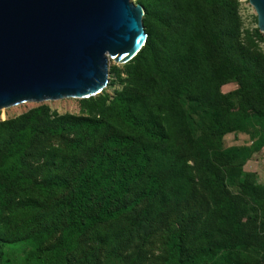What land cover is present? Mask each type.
Instances as JSON below:
<instances>
[{"label":"trees","instance_id":"16d2710c","mask_svg":"<svg viewBox=\"0 0 264 264\" xmlns=\"http://www.w3.org/2000/svg\"><path fill=\"white\" fill-rule=\"evenodd\" d=\"M136 4L147 39L110 70L119 91L80 100L79 114L41 105L0 120V264H264V219L229 186L242 149L195 136L181 104L205 56L202 24L264 119V34L241 42L235 0ZM216 87L208 76L197 104L237 132L224 112L235 98ZM254 178L239 187L264 199Z\"/></svg>","mask_w":264,"mask_h":264},{"label":"water","instance_id":"95a60500","mask_svg":"<svg viewBox=\"0 0 264 264\" xmlns=\"http://www.w3.org/2000/svg\"><path fill=\"white\" fill-rule=\"evenodd\" d=\"M137 0H0V111L83 100L108 85V59L126 64L147 35ZM264 34V0H247Z\"/></svg>","mask_w":264,"mask_h":264},{"label":"rangeland","instance_id":"374dc122","mask_svg":"<svg viewBox=\"0 0 264 264\" xmlns=\"http://www.w3.org/2000/svg\"><path fill=\"white\" fill-rule=\"evenodd\" d=\"M238 3V17L240 27V38L242 43H246L248 35H253L257 28L256 14L247 0H235ZM137 2V1H136ZM135 2V4H136ZM196 34L201 38L205 45V56L201 61L195 64V77L192 79L190 88L186 96L181 99V104L184 107L188 116V123L195 136L208 141L211 146L218 148V141L223 148L239 147L242 149L241 158L244 161L242 166L234 168L231 174L232 183L229 184L231 191L237 196L241 208L244 213L256 219H264V199L257 197L253 198L251 194H245L241 190L240 183L243 180L244 174L254 173L255 187L264 188V119L256 115L254 98L250 94L239 92L237 79L233 76L227 67L221 55L214 50L213 37L202 24L196 28ZM256 49L264 55V39L257 40L254 38ZM203 56V55H202ZM124 64H117L110 59L107 62L108 81L114 80L110 70L112 68L122 69ZM208 76H213L217 87L215 91L227 98L235 99L234 108H225V117L234 121V127L240 126L237 132H229L227 126H215V118L209 110L199 107L197 99L206 100V92L201 91V85ZM121 89L120 84L107 86L102 92L113 96L115 91ZM101 92V93H102ZM202 93V94H200ZM232 100V102H233ZM80 100L77 99H61L60 101H46L42 103H23L12 106L0 111V120L15 118L28 110L45 105L59 114L70 113L79 114L81 108ZM198 106V107H197ZM264 108V105H261ZM261 108V109H263ZM257 109V108H256ZM245 110L246 114L242 115L238 111ZM218 128V129H217ZM248 149V151H246ZM236 177V182L234 177ZM240 186V187H239ZM254 187V188H255ZM255 188L259 193L264 194V191ZM8 251V250H6ZM20 255V254H19ZM16 255V258L19 256Z\"/></svg>","mask_w":264,"mask_h":264}]
</instances>
